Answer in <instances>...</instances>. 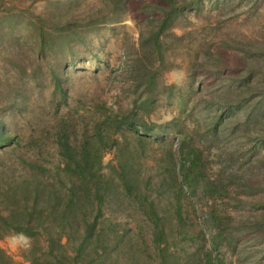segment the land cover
<instances>
[{"label": "trees", "instance_id": "trees-1", "mask_svg": "<svg viewBox=\"0 0 264 264\" xmlns=\"http://www.w3.org/2000/svg\"><path fill=\"white\" fill-rule=\"evenodd\" d=\"M233 1L224 7L232 9ZM238 1H249L253 9L264 3ZM162 2L156 6L162 17L148 19L157 28L139 33L135 58L126 68L131 109L110 110L78 141L62 127L53 142L58 160L49 165L32 158L41 145L31 141L23 147L0 121V151L14 154L20 170L0 168V237H30L24 257L31 264H230L220 249L235 253L246 235L264 237V28L254 38L239 34L220 40L222 48L238 52V61L233 74L220 77L222 91L203 100L206 118L196 121L189 139L176 121L166 123L180 136L177 155L166 150L156 160L155 174L141 167L146 136L157 126L144 119L160 90L154 63L164 64L161 39L178 9L177 0ZM39 28L40 36H47L42 24ZM205 52L213 63L226 65L215 49ZM195 137L201 144L195 145ZM219 145V169L211 176L203 152ZM108 148L116 149V163L104 171ZM228 189L234 206L256 213L236 221L208 206L203 223L190 220L189 198L215 200ZM251 196L258 199H246ZM0 264H13L1 247Z\"/></svg>", "mask_w": 264, "mask_h": 264}, {"label": "rangeland", "instance_id": "rangeland-1", "mask_svg": "<svg viewBox=\"0 0 264 264\" xmlns=\"http://www.w3.org/2000/svg\"><path fill=\"white\" fill-rule=\"evenodd\" d=\"M225 1L176 2L171 27L161 39L164 64L154 63L160 90L152 111L144 117L157 125L146 136L139 161L148 174L159 171L156 160L164 158L166 150L177 155L180 136L174 124H165L176 121L189 139L196 121L206 118L203 100L222 91L220 77L233 74L238 52L222 48L220 40L239 34L254 38L263 32L264 3L253 9L249 1L234 0L230 9L224 7ZM162 4V0H0V121L5 132L23 147L31 141L41 145V152L32 153V158L39 156L49 165L58 160L53 142L62 127L72 141H78L91 135L94 121L110 110L131 109L126 68L135 58L139 33L157 28L148 19L159 17L156 6ZM41 24L45 37L40 36ZM209 48L221 53L226 65L208 59ZM213 66L223 72L205 69ZM177 73L182 74L178 83ZM122 133L134 143L131 134ZM192 140L201 144L196 137ZM222 148L204 149L211 176L218 172ZM14 156L0 151V168L5 165L18 173ZM112 163H116V149L108 148L102 157L104 171ZM226 195L215 200L189 198L190 220L203 223L208 206L236 221L256 213L248 206H234L233 190ZM252 197L258 199H246ZM14 234L0 237V247L13 264H31L24 257L28 248L10 246L6 239ZM220 252L230 264H264V237L248 234L235 253L225 248Z\"/></svg>", "mask_w": 264, "mask_h": 264}, {"label": "clouds", "instance_id": "clouds-1", "mask_svg": "<svg viewBox=\"0 0 264 264\" xmlns=\"http://www.w3.org/2000/svg\"><path fill=\"white\" fill-rule=\"evenodd\" d=\"M182 74L177 73V83L179 82V78ZM10 244V246H23L25 248L30 247L31 238L27 237L24 233H15L11 237L6 238Z\"/></svg>", "mask_w": 264, "mask_h": 264}, {"label": "crops", "instance_id": "crops-1", "mask_svg": "<svg viewBox=\"0 0 264 264\" xmlns=\"http://www.w3.org/2000/svg\"><path fill=\"white\" fill-rule=\"evenodd\" d=\"M158 16H159V17H162V14H159Z\"/></svg>", "mask_w": 264, "mask_h": 264}]
</instances>
